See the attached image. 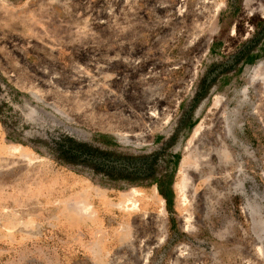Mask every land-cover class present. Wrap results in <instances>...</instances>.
I'll return each mask as SVG.
<instances>
[{"label":"rangeland","instance_id":"rangeland-1","mask_svg":"<svg viewBox=\"0 0 264 264\" xmlns=\"http://www.w3.org/2000/svg\"><path fill=\"white\" fill-rule=\"evenodd\" d=\"M263 13L0 0V264H264Z\"/></svg>","mask_w":264,"mask_h":264},{"label":"trees","instance_id":"trees-1","mask_svg":"<svg viewBox=\"0 0 264 264\" xmlns=\"http://www.w3.org/2000/svg\"><path fill=\"white\" fill-rule=\"evenodd\" d=\"M263 25L264 26V23H260V26ZM258 33L255 34V36L249 40L248 43H251L252 45H250L249 47H246V50H243V51H239V56L234 59L233 61V64L236 63V62H239L240 60H242V58L246 55V54H249L250 50L253 48L254 44L257 43V40L256 39L258 37ZM244 49V47H243ZM247 62H251V57H247ZM223 71V70H222ZM130 164H135V162H131ZM140 167V162H136L135 166H132L130 169H128L129 172H131V174H139V172H141L142 170L139 169ZM150 179V175L147 173L145 175H142L139 177V179ZM133 182V181H132ZM152 184L154 185L155 189H156V192L162 197V199L166 202L169 198V195H166V192H168V188L170 187L171 185V182L170 180L165 184V182L163 180H155L153 179V181H151ZM173 185V184H172ZM166 186V187H165Z\"/></svg>","mask_w":264,"mask_h":264},{"label":"bare ground","instance_id":"bare-ground-1","mask_svg":"<svg viewBox=\"0 0 264 264\" xmlns=\"http://www.w3.org/2000/svg\"><path fill=\"white\" fill-rule=\"evenodd\" d=\"M263 16H264V13H263ZM175 190L177 191V193H179L181 196L180 197H182V199H183V202H186L187 201V199H186V196H185V193H184V191H183V189L181 188V187H179V185L177 186V185H175ZM182 201V200H181ZM126 202H128L129 204H131L132 205V207H134L135 206V201H133V200H131V199H127V201ZM85 206V205H84ZM88 206V205H87ZM131 207V206H130Z\"/></svg>","mask_w":264,"mask_h":264}]
</instances>
